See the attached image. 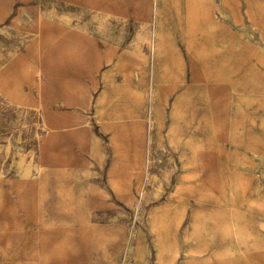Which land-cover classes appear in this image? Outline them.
Masks as SVG:
<instances>
[{"label": "rangeland", "instance_id": "obj_1", "mask_svg": "<svg viewBox=\"0 0 264 264\" xmlns=\"http://www.w3.org/2000/svg\"><path fill=\"white\" fill-rule=\"evenodd\" d=\"M201 1L0 0V264H264V0Z\"/></svg>", "mask_w": 264, "mask_h": 264}, {"label": "crops", "instance_id": "obj_2", "mask_svg": "<svg viewBox=\"0 0 264 264\" xmlns=\"http://www.w3.org/2000/svg\"><path fill=\"white\" fill-rule=\"evenodd\" d=\"M194 1H199V2H202L201 0H194ZM188 3H189V5H190V7H191V0H188ZM211 15H212V13H211ZM216 21V26L217 25H219V23H221V22H219V21H217V20H215ZM215 26V27H216ZM211 28H212V24H211ZM158 42H159V45H164V43H165V41L163 40V37L162 36H160V39L158 40ZM173 44V43H172ZM172 51V52H171ZM161 52H163V51H161ZM170 52H171V60L173 61V60H175V50H170ZM178 53H179V51H178ZM190 53V52H189ZM236 56H237V54H235ZM190 56H191V53H190ZM191 58V57H190ZM163 70V69H162Z\"/></svg>", "mask_w": 264, "mask_h": 264}, {"label": "bare ground", "instance_id": "obj_3", "mask_svg": "<svg viewBox=\"0 0 264 264\" xmlns=\"http://www.w3.org/2000/svg\"><path fill=\"white\" fill-rule=\"evenodd\" d=\"M49 38H50V37H49ZM50 40H51V39H50ZM237 236H238V233L235 232V236H234V237L237 238ZM232 237H233V236H232ZM225 238H227V237H225ZM225 238H224V239H225ZM232 244H235V242H232ZM236 244H237V243H236ZM226 251H227V250H226ZM224 252H225V251H224ZM222 253H223V252H222ZM222 253H221L220 255H223ZM165 256H166V255H165ZM162 260H163V259H162ZM162 262H163V261H162ZM167 263H168V262H167ZM115 264H116V263H115ZM222 264H224V263H222Z\"/></svg>", "mask_w": 264, "mask_h": 264}]
</instances>
